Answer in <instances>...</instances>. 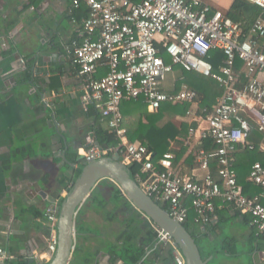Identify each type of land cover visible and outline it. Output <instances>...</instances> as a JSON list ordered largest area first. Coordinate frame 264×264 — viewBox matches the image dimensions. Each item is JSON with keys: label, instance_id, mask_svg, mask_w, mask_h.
<instances>
[{"label": "built area", "instance_id": "built-area-1", "mask_svg": "<svg viewBox=\"0 0 264 264\" xmlns=\"http://www.w3.org/2000/svg\"><path fill=\"white\" fill-rule=\"evenodd\" d=\"M69 1L72 22L78 25L70 49L81 78V105L85 111L93 108L107 120L119 140L115 147L102 148L89 138L80 161L118 153L128 166L139 164L134 175L138 185L161 207L165 205L176 221L184 223L192 213L193 223L205 227L217 218L218 210L231 206L249 215L251 225L264 237V164L255 161L250 167L247 180L260 188L253 195L245 193L235 168L239 148L264 152V142L255 144L250 139L254 129L264 135V19L257 17L245 32L240 23L203 0ZM249 1L264 11V0ZM82 4L87 13L78 21L76 14L82 12ZM212 50L225 56L217 71L209 60ZM238 59L242 62L239 70ZM175 66L211 77L220 85L223 93L210 111L199 108L197 93L184 75L173 83L180 84L177 90L165 88L167 75ZM100 70L105 73L100 74ZM139 98L150 111L167 102L192 104L184 118L199 125L190 126L179 144L188 148L197 163L190 173L175 164L173 151L154 160V152L147 145L128 139L121 126L120 105ZM200 120L205 125H200ZM205 140H211L215 147L206 149ZM57 213L58 207L52 204L45 211L50 226L49 257L57 245ZM152 225L159 242L172 248L175 264H185L172 237ZM10 258L0 247V260ZM260 258L264 262V249Z\"/></svg>", "mask_w": 264, "mask_h": 264}, {"label": "crops", "instance_id": "crops-1", "mask_svg": "<svg viewBox=\"0 0 264 264\" xmlns=\"http://www.w3.org/2000/svg\"><path fill=\"white\" fill-rule=\"evenodd\" d=\"M203 1L225 15L234 2ZM70 6L69 0H0V247L10 255L9 261L48 260L50 226L45 217L46 208L51 204L58 207L74 181L75 171L82 162L79 157L89 146L88 139L94 138L96 122L81 105V78L70 49L78 28L72 22ZM83 15L76 14L77 20ZM100 72L104 74L105 70ZM178 76L165 88L174 90ZM175 119L190 124L187 118ZM192 124L197 126L199 122ZM200 125L205 123L200 120ZM180 139L176 145L172 143L173 149L183 147L179 145ZM256 139L257 144L264 142V136ZM189 156L186 147L176 164L182 172L190 173L193 169L185 162ZM97 211L95 206L82 204L76 217L70 264L75 263L76 257L81 264L90 261L123 264L119 252L114 253L118 249L114 246L123 245V239L118 238L120 232H110L109 227L89 220L93 214L98 215ZM228 221L230 231L239 233L236 239L239 244L236 243L235 250L225 252L223 262L264 264L260 258L264 237L251 225L247 215L231 206L218 210L210 225L193 226L200 237L215 247L206 258L211 257L212 261L216 254L220 255L216 244ZM88 223L101 229L95 233ZM80 224L83 230L78 233ZM148 224L155 231L153 223ZM142 227L140 242L147 239V225ZM102 229L111 237L107 238ZM238 245L251 256V262L241 257L244 253L236 249ZM147 247L140 264H175L169 245L156 243Z\"/></svg>", "mask_w": 264, "mask_h": 264}, {"label": "trees", "instance_id": "trees-1", "mask_svg": "<svg viewBox=\"0 0 264 264\" xmlns=\"http://www.w3.org/2000/svg\"><path fill=\"white\" fill-rule=\"evenodd\" d=\"M81 13H87V8L84 4H82ZM226 16L231 18L233 21L240 23L244 31L248 32L250 26L257 17L261 16L264 19V11L249 0H234L230 9L226 13ZM161 55L167 62H170V59L163 51H161ZM209 60L214 66V71H217L219 66L223 64L225 56L219 50H212L209 54ZM241 65L242 62L238 59L237 70H239ZM175 69L179 71V74L185 76V82L197 93L196 101L199 108H207V112L210 111L212 106L216 103V99L223 93V89L220 87V85L211 77H206L196 72H188L179 68L178 66H175ZM102 72H100V74ZM179 85V83L176 85L175 90L179 88ZM191 106L192 104L188 102H180L175 104L167 102L163 103L158 110L150 111L142 98L137 100L123 101L120 105L122 116L121 126L126 130V135L130 141L144 143L154 152V160H157L165 152L174 151L176 153V159L174 162L175 164H178L179 160L186 152V147L183 146L179 150H175L172 147V143L179 142L180 138H185L188 135L190 126H195V124H189L188 121L184 120L176 122L175 118H183L186 114V111ZM87 114L94 116L96 122L93 129L96 143L102 148H112L117 146L119 140L115 131H113L107 125V120L101 119V115L93 108L90 109ZM204 114L206 115V112H204ZM261 136L264 135L254 129V131L251 133L250 139L255 144H257L255 141L257 140L256 137L258 138ZM204 146L208 150L215 147L211 140H205ZM235 157V168L237 171V179L239 184L243 186L245 193L248 195L259 193L260 188L255 184L250 183L247 180V176L250 166L256 160H260L264 164V155L261 154L257 148L254 150L239 148L235 154ZM185 162L186 164H189L191 168L197 166V163L194 162V158L191 155L187 157ZM129 167L134 175L139 172V164L132 162L129 164ZM213 172L216 173L215 169H213ZM79 173L80 169L77 168L74 179ZM100 184L101 186H104V188L107 186L109 187V185L111 186L112 191L108 197L114 198L115 201L108 200L107 198L101 196L102 192L100 190L97 191L98 189H96ZM98 185L89 198L92 200V202L95 201L97 203H93V205H95V208L98 210H100V207L104 208L105 203L107 204L110 202L114 204L113 211L105 216L107 220L112 221L114 219V211L119 207H122L125 210V213H131L133 215L135 214V219L126 224L125 228L120 231L118 235L119 239H123L124 245L122 252L119 253V256L122 258L123 264H140L139 262L143 259L146 253V248H148L147 246H153L156 245V243H160L157 232L154 231L149 226V224L141 218L142 214L132 206V204L121 193L119 187H117L113 182L110 180H102ZM99 196L102 197L101 201H99L97 198ZM60 200H62V198ZM162 207L166 208L165 205H162ZM247 216L249 217V220H251V217L249 215ZM192 218L193 214L191 213L188 221L182 224L194 237L198 238L200 236L193 230V226L197 225L193 223ZM137 221L141 222L143 225H147V239L144 242H140L142 232H139V236L136 237L131 234L130 230H132V228H136ZM134 222H136L135 226H133ZM139 228L142 229L143 227L141 226ZM82 230L83 226L81 224L78 225V233H80ZM200 248L202 249L201 246ZM170 251H172V248H170ZM114 253L116 254V250H114ZM202 256L206 258V254L203 255V249ZM11 262L19 264L27 263L26 261Z\"/></svg>", "mask_w": 264, "mask_h": 264}, {"label": "water", "instance_id": "water-1", "mask_svg": "<svg viewBox=\"0 0 264 264\" xmlns=\"http://www.w3.org/2000/svg\"><path fill=\"white\" fill-rule=\"evenodd\" d=\"M80 173L66 190L58 205L54 253L42 263L30 259L25 264H70L75 245L76 217L84 201L91 196L102 180H110L119 187L124 197L145 218L170 235L181 251L185 264H209L211 257L204 258L202 249L185 226L169 216L167 211L148 196L135 180L130 167L120 161V156H103L78 165ZM0 264H19L0 260Z\"/></svg>", "mask_w": 264, "mask_h": 264}, {"label": "rangeland", "instance_id": "rangeland-1", "mask_svg": "<svg viewBox=\"0 0 264 264\" xmlns=\"http://www.w3.org/2000/svg\"><path fill=\"white\" fill-rule=\"evenodd\" d=\"M179 75V71L178 70H174L173 73H170L167 75V79H166V82H165V87H169L171 85V82L172 80L174 79V77H177ZM98 189L97 191H101L102 192V197H105L107 198L108 200H113L115 201L114 198H109V194L111 193L112 189H111V186L109 185V187H105L104 186H101L98 185L97 188ZM101 196L97 197L99 199V201H101ZM97 201V202H99ZM85 205L86 206H95L93 205V203L97 204L95 201L92 202V200L88 197L85 201H84ZM113 207H114V204L113 203H105V206L104 208H101L100 207V210H98V215L95 216L94 214L91 216V221H94V223L100 225V224H103L105 227H109L107 228V230L109 229L110 232L112 231H117L120 232V230L124 229L126 224L130 223V221H132L133 219H135V214H128V213H125V210L122 208V207H119L117 210L114 211V221L111 223H107V220L105 219V216H107L108 213H111L113 211ZM138 216V215H137ZM142 219H144V221L146 223H148V219L145 218L143 215L141 216ZM125 220V221H124ZM136 222L133 223V226H135ZM86 225H90L92 226L90 223L86 224ZM143 224L139 221H137V226L136 228H139L141 227ZM230 225H231V222H226L225 225L223 226L224 227V233H223V236H221L222 238H224L225 242L221 241L222 238L220 237V239H218L217 241V244H216V247H217V252L220 254V255H215L214 256V259L209 263V264H225V262H223V255L225 254V252H227L228 250H235V245L236 243H238L239 241H237L236 239L238 238L239 236V233L236 232V231H230ZM136 228H132L131 231V234L136 237V236H139V232H143L142 229H136ZM99 229H101V226H92V231L93 232H97ZM139 230V231H137ZM106 230L102 229V233L105 234ZM108 232V231H107ZM107 236V238H110L111 236H109L110 234H105ZM112 235H114L112 233ZM105 237V236H104ZM230 237H233V238H230ZM235 237V239H234ZM196 242L199 244V246L202 247L203 249V255L206 254V256L208 255L209 251H212L213 249H215V247L213 245H211L210 243H207L206 239L203 238V237H198L196 238ZM111 240V239H109ZM239 244V243H238ZM123 246L124 245H121L119 247H116L114 246V248H118L116 252H119L121 253L122 252V249H123ZM213 246V247H212ZM236 249H239V252L240 253H244V255H241V257L243 259H245L247 262H251V256L250 255H247V253H245V250L240 247L239 245L236 247ZM244 251V252H243ZM211 253V252H210ZM212 255V254H211ZM210 256V255H209ZM216 258V259H215ZM245 261V262H246ZM91 263V261H90ZM88 263V264H90ZM71 264H81L80 261H79V257H76L75 258V263H71ZM93 264V263H91Z\"/></svg>", "mask_w": 264, "mask_h": 264}]
</instances>
